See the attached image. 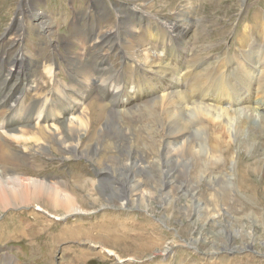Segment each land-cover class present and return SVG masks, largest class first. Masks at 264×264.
Returning <instances> with one entry per match:
<instances>
[{
    "label": "rangeland",
    "instance_id": "obj_1",
    "mask_svg": "<svg viewBox=\"0 0 264 264\" xmlns=\"http://www.w3.org/2000/svg\"><path fill=\"white\" fill-rule=\"evenodd\" d=\"M195 1L196 6L187 8L191 10L196 20L200 3L204 8L199 19L201 24L193 29L190 37L194 48L199 45L205 46L203 52H209L211 44L210 50L214 52V55L223 54L230 58L233 65L243 69L245 65L242 60L248 61L249 57H246V54H250L249 49L257 44L260 47L259 52H264V0ZM188 2L189 0H163L161 6L159 0L146 2L139 0H0V52L12 56L25 49V53L30 54L28 55L30 60L28 72L36 88L27 95V98L41 101L43 95L54 86L52 73H50L52 68L58 79L60 88L58 92L80 90L76 80L81 76L73 75V68H71L73 55H77L75 63L78 59L85 58V67L88 63L91 65L87 70L88 74L90 71L91 78L96 76L93 69L97 54L94 43L113 28L118 20L117 16L127 7L142 4L143 9L149 10L147 12H151L150 14L155 17L150 16L147 19L148 24L139 25L138 18L130 15L129 20L136 24V27L139 26L135 34L138 42L144 38L146 28L154 30L157 28L155 22L173 19L174 10L189 6ZM40 21H48L53 25L52 36L44 31ZM92 24L94 29L90 31L88 25ZM18 25L21 26V30H18ZM85 30H88V38L83 41L82 34ZM243 32L248 33L249 36L242 42V46L237 38ZM168 36L169 33H165L164 39ZM19 37L22 38V42L17 44L16 39ZM131 39L132 36L123 33L120 39L115 40L118 44L101 59V65L109 69L110 74L107 79L112 86H125L130 98L134 101L142 98L149 102L160 100L165 93L160 91L163 89L162 82L157 78L147 79L145 71L140 67H135L133 71L126 67L124 73L127 77L121 75L119 80H114L116 75L114 69L123 67L124 52L129 44L134 45ZM144 47L146 52L147 49ZM175 47L178 52L170 57L175 56L177 60L173 63L179 65L180 57L184 54L177 46ZM242 48L247 49L249 53H244ZM207 56L209 58V54ZM190 61L188 58V62L193 64ZM81 65L82 62H78V66ZM48 68L51 70L49 71ZM104 78L106 73L97 77V79ZM99 98V95L94 94L84 101V105L92 101L104 103ZM165 102L164 100L163 103ZM157 107H159L160 115H163L166 106ZM94 109L96 111V107ZM124 121L135 126L139 123L137 115L128 117ZM223 123L221 122L220 127ZM143 124L152 126L153 123L143 121ZM209 124L210 129L214 128L217 131L218 127H215L213 122H196V127L199 126V129L203 131L200 135L205 138L204 147L195 145L196 139H193L195 135L191 134L190 145L180 148V152L185 157L182 156V159L186 162L180 165L173 161L176 181L193 184L196 188V191H193L196 193L194 197L190 194L180 195L186 192H178L177 187L171 185L168 188L165 187L166 192H170V197L173 198L169 197L171 201H168L167 198H161L159 192L150 188V185L145 184L152 195H145L140 203L135 200L137 197L132 195L125 207L119 205L120 199L113 200V205H107L99 188H95L89 182L98 179L95 168H98L100 164H113L114 151L107 149L99 156H95L92 161L85 158H70L62 161L55 151V147L59 146L51 140L47 154L42 155L45 158L42 160L47 161V169L36 178L66 182L71 186L77 182H87L86 189L89 192L84 193L79 189L76 192H82L81 200L84 203L80 206L76 205L77 208L80 207L79 209L89 213L78 212L60 217L66 213L53 205L46 204L45 199H33L29 205L0 209V228L14 232L8 238L0 236V246L4 247L5 255L19 261V264H74L73 260L76 258H68L74 255V249L83 254V258L77 259L76 264H264V174L262 173L264 159L253 157V148L249 147L246 141L241 148H236L226 132L222 136V141L223 145L228 147L230 158L227 160L223 158L222 161L225 164L220 166L219 163L218 168L213 171L217 174V178L227 180L230 176L232 181L224 189L221 181L217 187L214 185V188L210 189L209 173L205 174L210 166L209 153L215 154L217 151L218 155L220 148L214 145L218 139L213 138L212 135L210 139L213 141L209 143ZM137 131L135 130V133ZM138 136H141L140 132ZM178 142L180 141L173 143ZM12 146L15 149L18 148L15 144ZM16 151L15 155L23 159L26 165L36 160L28 153ZM152 151L153 147L147 148L145 160ZM103 153L108 157L103 158ZM26 165L22 166L25 171L29 170L25 167ZM168 167H172V164ZM251 168H257L258 171L253 169V172ZM74 169L79 171L72 174ZM181 169L186 174H182ZM47 171L49 173L46 175ZM28 175L33 176L30 173ZM163 181L166 184L165 178ZM246 187L250 188L249 192L245 191ZM16 204L18 202H14V205ZM36 205L48 214L33 210L32 207ZM221 205L228 209L221 211L219 209ZM24 206L31 207L24 208ZM107 220L112 223L109 226L110 230L113 227L112 234L127 242L108 239L111 236L105 231ZM127 232L133 234L129 240L124 237ZM89 238L99 241L96 247L89 248L84 245ZM102 250L111 251L114 255L105 257ZM40 256H43V259ZM119 260L120 263L117 262Z\"/></svg>",
    "mask_w": 264,
    "mask_h": 264
},
{
    "label": "bare ground",
    "instance_id": "obj_2",
    "mask_svg": "<svg viewBox=\"0 0 264 264\" xmlns=\"http://www.w3.org/2000/svg\"><path fill=\"white\" fill-rule=\"evenodd\" d=\"M139 1L146 2L148 0ZM159 4L162 6L163 0H159ZM195 4V0H189V6H184L181 10L176 8L173 12V19L155 22L157 28L154 30L146 28L144 38L138 42L135 34L139 26L136 27V24L129 20L130 15L138 18L137 24L139 25L148 24L147 19L150 16L155 17L150 14L151 12H147L149 10H144L142 4H139L140 6L133 4L132 7H127V10H123L117 16L118 20L113 28L105 36L96 38L94 48H96L95 53L97 54L93 62L96 76L91 78L90 71L88 74L87 70L90 64L88 63L85 67V58L78 59V62H82L79 67L78 62L75 63L77 55H73L74 59L69 56L72 60V64H70L73 68V75L81 76L76 80L80 85V90L58 92L60 88L55 71L53 68L52 70L48 68L51 70L54 86L47 94L43 95L41 101L27 98V95L36 88V84L28 72L30 68L28 55L30 54L25 53V49H23L24 52L18 51L12 56L0 52L1 210L12 206L29 205L33 199H45L46 204L53 205L66 213L60 217L78 212L89 213L84 209H79L80 207L77 208V205L80 206L84 203L80 193L89 192L86 189L87 182H77L71 186L66 182L36 178L47 169V161L42 160L44 158L42 155L47 154L52 141L59 146L55 147V151L62 161L70 158H85V160L92 161L95 156H99L107 149L114 151L113 164H100V168L99 166L95 168L98 179L89 182L95 188H99L107 205H113V200L120 199L119 205L122 207L126 206L132 195L137 197L134 199L139 203L145 195L151 196L152 193L147 190L149 188L146 189L145 184L150 185V188L159 192L161 198H167L168 201L173 198L170 197V192H166L165 187L168 188L171 185L177 187L178 192H186L180 193V195L190 194L191 197L196 195L193 193L194 190L196 191L193 184L176 181L173 173L175 170L173 161L180 165L186 162L182 159L183 153L180 152V148L190 145L191 134L195 135L193 136V139H196L195 145L199 144L200 148L204 147L205 138L200 135L203 131L199 129V126L196 127L198 121L213 122V125L218 127L215 131L214 128L210 129L209 124V143L213 141L210 139V135H212L213 138L218 139L214 145L220 148L218 155L217 151L215 154L209 153L210 166L209 171L206 170L205 174L209 173L210 189L214 188V185L217 187L220 181L224 189L232 181L230 176L227 180L217 178V174L213 171L218 168L219 163L220 166L225 164L222 161L223 158L224 160L230 158L228 147L223 145L222 141V136L226 132L236 148H241L246 141L248 146L253 148V157L264 159V52H259L260 47L257 44L249 49L250 54H246V57H249L248 61L242 60L245 65L243 69L233 65L230 58L223 54L221 56L214 55V52L210 50L211 44L209 52H203L205 46L199 45L194 48L190 37L193 34V29L201 24L199 19L204 8L200 3L196 20L191 10L187 8L194 7ZM40 24L44 31L52 36L53 25L48 21H40ZM88 26V30L94 29L93 24ZM18 30H21L19 25ZM123 33L132 36L131 40L134 45L128 43L129 46L122 59L123 67L114 69V73L116 72L114 80H119L121 75L127 77L124 73L126 67L131 71L135 67H140L145 71L147 79L157 78L162 82L163 89L160 91L165 93L160 97V100L149 102L142 98L139 101H134L130 98L125 86H112L107 79L110 74L109 69L102 66L100 61L109 50L118 44L115 40L120 39ZM165 33H169L166 39H164ZM82 36L83 41L87 40V34H82ZM248 36V33L243 32L237 38L242 46V42L246 41ZM20 42H22L21 37L16 39L17 44ZM142 42L145 43L142 44ZM174 44L184 54L180 57L179 65L173 63L177 60L175 56L170 57L173 53L178 52ZM143 47L147 49L146 52ZM242 50L244 53H249L247 49L242 48ZM188 58L193 64L188 62ZM205 60L208 62L206 63ZM103 73H106V78L97 79ZM180 86L183 87L180 88ZM94 94L99 95V99L104 103L92 101L85 106L84 101ZM164 100L165 103H163ZM160 105L166 106L163 115H160L158 111L159 107L157 106ZM94 107H96V111ZM133 115L138 117L139 123L136 126L124 121ZM143 121L153 124L152 126L143 124ZM221 122H224L222 127H220ZM135 130L138 131L135 133ZM138 132L141 133V136H138ZM103 140L105 142H101ZM177 141L180 142L173 143ZM12 144L17 145L18 148L15 149ZM150 147H153V151L149 152V156L145 160L147 148ZM16 150L28 153L36 160L26 165L23 159L15 155ZM103 154V158L108 157L105 153ZM24 164L29 170H23ZM169 164H172V167H168ZM253 169L258 171L257 168ZM78 171V169H74L72 174ZM180 172L185 173L183 169ZM29 173L33 176L28 175ZM48 173L47 171L46 175ZM262 173L264 174V169ZM164 178L167 180L166 184L163 181ZM77 189L82 192L76 193ZM249 189L246 187L245 191L249 192ZM85 200L87 201V198ZM14 202H18V204L14 205ZM30 207L24 206V208ZM32 209L47 213L37 205ZM219 209L222 211L228 208L221 205ZM105 224L107 225L105 231L111 236L108 238L109 240L123 241L112 234L113 227L111 230L109 229V226L112 225L109 220ZM13 233V231L0 228V236L4 238L10 237ZM130 233L125 234V239L129 240L133 236ZM98 242L89 238L84 245L89 248L96 247ZM102 253L105 257L114 255L108 250H102ZM82 256V253H78L74 249V255L68 258H76L73 260L76 264L77 259H82ZM40 258L43 259V256ZM18 262L17 260L11 262L6 257L0 258V264H19ZM117 262L120 263V260Z\"/></svg>",
    "mask_w": 264,
    "mask_h": 264
}]
</instances>
